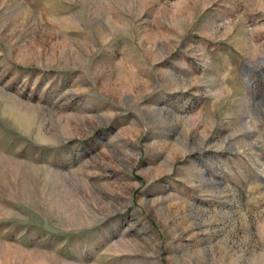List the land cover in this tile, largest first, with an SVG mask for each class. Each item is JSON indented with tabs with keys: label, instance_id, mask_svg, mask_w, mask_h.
Here are the masks:
<instances>
[{
	"label": "rangeland",
	"instance_id": "rangeland-1",
	"mask_svg": "<svg viewBox=\"0 0 264 264\" xmlns=\"http://www.w3.org/2000/svg\"><path fill=\"white\" fill-rule=\"evenodd\" d=\"M104 2L0 0V264H264V0Z\"/></svg>",
	"mask_w": 264,
	"mask_h": 264
},
{
	"label": "crops",
	"instance_id": "crops-1",
	"mask_svg": "<svg viewBox=\"0 0 264 264\" xmlns=\"http://www.w3.org/2000/svg\"><path fill=\"white\" fill-rule=\"evenodd\" d=\"M106 2H104L106 5H112V3H111V1H108V0H105ZM126 1H129V0H124V2H126ZM147 1V0H146ZM114 3V2H113ZM153 4V3H152ZM145 6V5H144ZM118 8H119V5H118ZM147 10L149 11V7H147ZM112 11V10H111ZM77 12H79V9H71L70 11H69V13H70V16H69V20H71L73 17L75 18V17H78V13ZM112 13H114V12H112ZM116 13H118V12H115V14ZM156 15L155 16H158L159 14H160V12L159 11H157L156 13H155ZM155 22H157V18H155V20H153V21H147V23H145V22H142V24L141 25H137V24H135V35H126V37H124L123 35L122 36H117V38H130V37H140L141 35L142 36H147V33H148V35H154V36H158V34H157V32L153 29L155 26H157L156 24L157 23H155ZM158 28H159V26H158Z\"/></svg>",
	"mask_w": 264,
	"mask_h": 264
}]
</instances>
